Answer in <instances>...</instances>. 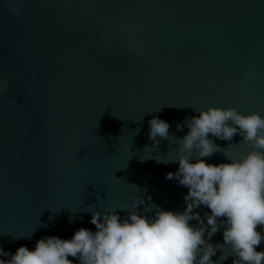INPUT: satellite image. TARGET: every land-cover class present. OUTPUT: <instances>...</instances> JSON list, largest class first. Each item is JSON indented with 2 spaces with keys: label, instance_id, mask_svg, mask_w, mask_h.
<instances>
[{
  "label": "water",
  "instance_id": "1",
  "mask_svg": "<svg viewBox=\"0 0 264 264\" xmlns=\"http://www.w3.org/2000/svg\"><path fill=\"white\" fill-rule=\"evenodd\" d=\"M9 2L0 0V246L7 251L94 229L84 206L98 204L97 196L99 207L127 206L133 185L146 200L183 210L187 189L165 178L178 165L157 160L173 158L176 144L149 138L151 116L180 138L187 128L176 125L194 109L264 115V0H19V16ZM216 143L233 155L247 151ZM223 159L222 152L210 158ZM212 240L222 244V232Z\"/></svg>",
  "mask_w": 264,
  "mask_h": 264
},
{
  "label": "clouds",
  "instance_id": "2",
  "mask_svg": "<svg viewBox=\"0 0 264 264\" xmlns=\"http://www.w3.org/2000/svg\"><path fill=\"white\" fill-rule=\"evenodd\" d=\"M7 8L15 16L22 13L19 0H10ZM194 111L177 123L178 130L187 128L180 138L170 135L166 120L153 115L148 121L152 141L176 144L173 158H154L178 165L165 178L187 189L183 210L160 207L133 185L127 206L99 207V196L98 204L84 206L94 229L81 226L70 238L44 235L34 247L21 244L15 252L0 246V264H223L229 256L233 264H264V249L258 247L264 243V115L222 105ZM236 135L247 145L242 155L216 143L239 145L232 143ZM221 152L224 159L211 162ZM217 232L222 244L213 243Z\"/></svg>",
  "mask_w": 264,
  "mask_h": 264
}]
</instances>
